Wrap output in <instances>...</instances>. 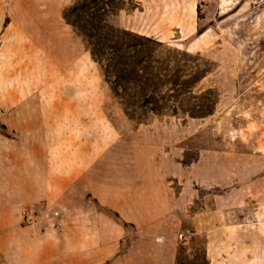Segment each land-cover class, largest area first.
I'll use <instances>...</instances> for the list:
<instances>
[{
  "label": "rangeland",
  "instance_id": "obj_1",
  "mask_svg": "<svg viewBox=\"0 0 264 264\" xmlns=\"http://www.w3.org/2000/svg\"><path fill=\"white\" fill-rule=\"evenodd\" d=\"M0 1L7 14L0 19V234L15 214L18 227L40 222L42 232L57 233V205L32 192L58 184L45 174L83 171L89 159L77 152L89 148L107 170L124 165L136 188L153 180L155 205H169L152 227L125 224L111 263L126 253L125 264H264V0H124L110 23L207 61L196 88L218 94L207 118L149 115L144 123L124 115L112 77L63 18L75 0L29 5L44 14L33 28L51 52L34 38L28 61L21 21L12 17L25 4ZM43 127L75 129L54 132L51 164Z\"/></svg>",
  "mask_w": 264,
  "mask_h": 264
},
{
  "label": "crops",
  "instance_id": "obj_2",
  "mask_svg": "<svg viewBox=\"0 0 264 264\" xmlns=\"http://www.w3.org/2000/svg\"><path fill=\"white\" fill-rule=\"evenodd\" d=\"M36 1H14L25 4L20 7L21 11L13 13L12 17L21 21L20 25L26 42L22 45L27 49L25 51L27 61L33 56L34 38L45 52H51L49 44L44 43L42 38L44 33L34 32L33 20L40 17L42 19L44 16L43 13L34 14L29 10V5H33ZM3 16L7 14L0 13V19ZM48 18L49 15H47ZM35 34H37L36 37ZM70 128L43 127L42 131L49 133L45 134L47 140L43 150L45 163L51 164L55 158L54 132L59 129V132L75 130ZM73 153L75 155V152ZM62 154L68 155L69 150L66 154L65 152ZM91 155L89 148L79 149L77 158L89 159L83 171L74 177L54 173H48L47 176L45 174V179L57 180L58 184L54 189L43 188L42 192L40 190L32 192L34 200L42 197L47 201V205L50 203L57 205L55 208L52 207L58 219L57 233L47 229L42 232L43 226L40 222L18 227L17 214L5 220L6 225L9 226H5L6 232L0 234V264H113L110 261L116 254L115 248L124 238L125 224L142 229L152 227L168 217L166 214L169 211L168 204L164 209L155 205L160 191L153 180L143 181L136 188L131 184L130 174L124 170V165L114 166L115 170H107L104 161L96 159L97 157L92 159ZM74 182L80 184L81 189L77 194L70 188ZM11 207L12 204L6 209ZM0 228H2L1 225ZM36 228L39 234L34 236L32 232ZM120 255L121 264H125L127 254Z\"/></svg>",
  "mask_w": 264,
  "mask_h": 264
},
{
  "label": "trees",
  "instance_id": "obj_3",
  "mask_svg": "<svg viewBox=\"0 0 264 264\" xmlns=\"http://www.w3.org/2000/svg\"><path fill=\"white\" fill-rule=\"evenodd\" d=\"M123 4L124 0H75L63 18L112 77L111 90L124 115L136 123H144L149 115L182 119L212 115L216 90L196 88L210 71L207 61L115 27L109 17Z\"/></svg>",
  "mask_w": 264,
  "mask_h": 264
},
{
  "label": "built area",
  "instance_id": "obj_4",
  "mask_svg": "<svg viewBox=\"0 0 264 264\" xmlns=\"http://www.w3.org/2000/svg\"><path fill=\"white\" fill-rule=\"evenodd\" d=\"M187 236H188V234H185V233H179L178 234V239L180 240V241H183V240H185L186 238H187Z\"/></svg>",
  "mask_w": 264,
  "mask_h": 264
}]
</instances>
